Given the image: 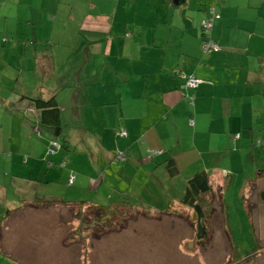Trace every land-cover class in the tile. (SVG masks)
Instances as JSON below:
<instances>
[{
    "label": "crops",
    "instance_id": "obj_1",
    "mask_svg": "<svg viewBox=\"0 0 264 264\" xmlns=\"http://www.w3.org/2000/svg\"><path fill=\"white\" fill-rule=\"evenodd\" d=\"M212 8L208 33L220 50L205 53L201 22ZM179 72L201 83L185 88ZM51 97L85 143L98 133L103 163L66 142L63 128L59 142L72 151L42 159L54 135L36 99ZM262 116L264 0H0V257L12 256L19 233L7 229L18 213L51 212L61 201L193 216L182 199L199 174L210 185L199 195L206 222L223 226L225 193L243 198L264 173L252 128Z\"/></svg>",
    "mask_w": 264,
    "mask_h": 264
},
{
    "label": "rangeland",
    "instance_id": "obj_2",
    "mask_svg": "<svg viewBox=\"0 0 264 264\" xmlns=\"http://www.w3.org/2000/svg\"><path fill=\"white\" fill-rule=\"evenodd\" d=\"M47 78L43 76L44 81ZM64 83L61 80V88ZM62 128L66 142L78 148L79 152H87L95 164L103 163V146L94 137L98 133H86L93 136L85 143V133H80L82 129L78 121L66 115ZM247 128L251 132L250 127ZM252 128L255 145L264 147V117H255ZM48 134L43 130L45 142ZM60 137L54 136L57 141L62 140ZM72 147H62L56 153H69ZM259 149L256 151L262 156ZM235 150L242 151L237 146ZM243 151L245 160L249 161L248 149ZM44 153L42 159L49 160L54 156ZM4 155L5 150L0 143V157ZM57 165L62 167L60 161ZM1 173L3 171H0V177ZM232 191L230 189L224 196L227 209L223 226L213 218L203 239L196 236L193 216L186 212L178 217L177 213H171L160 219L123 209L119 216L109 221L101 219L97 211L83 212L86 220L82 224L73 215L74 210L66 206L59 205L51 212L50 209L34 213L23 211L16 215L7 229L9 236L10 233H19L11 247L12 256L8 259L0 257V264H264V173L245 191H248V210L253 220L248 219L242 196L237 191L232 194ZM95 192L93 189L91 193ZM107 194L110 195V191ZM109 201L104 200L100 204L107 205ZM215 208L219 210L214 211L216 218L220 215L219 204H215Z\"/></svg>",
    "mask_w": 264,
    "mask_h": 264
},
{
    "label": "trees",
    "instance_id": "obj_3",
    "mask_svg": "<svg viewBox=\"0 0 264 264\" xmlns=\"http://www.w3.org/2000/svg\"><path fill=\"white\" fill-rule=\"evenodd\" d=\"M202 33H203V30H202ZM207 38L210 39L209 36ZM204 39L206 38L202 36V41H204ZM219 50L220 48L217 51ZM211 52H216V51H211ZM205 53H209V52H205ZM36 102H37L38 108L41 109L39 122L45 128H48L49 130H51L52 135L59 136L61 128H62L61 127L62 125L61 114H60L59 106L54 100V98L53 97L48 98V99L38 98L36 99ZM63 146H64V143H63ZM61 166H65V165H61ZM72 172H75V171H72ZM190 181H191V186L193 187H191V189L189 190L190 194L185 195L182 200L184 202L183 204L189 207L193 214L196 236L200 239H203L207 235V230L209 226L206 222V214L204 213L203 205L201 204L203 201H201L200 203L199 195L208 192L210 190V185L207 180V177L204 174L196 175L195 178H191ZM263 192H262V199L264 200ZM247 198L248 197L246 194L243 195V202L245 204L244 208L246 209L245 211H247L248 213L249 210H248ZM39 201H40L39 199H36V202H39ZM61 203L65 206H69L72 210H74L73 215L82 224L86 220L85 218L86 213H83V212L97 211L101 219L109 221L113 217L119 216L123 209L129 210L134 207V205H132L129 202H126V201L118 202L116 200L109 202L107 205L95 204L89 201H68L69 204L67 203V201L66 202L61 201ZM84 209H87V211ZM88 218L90 219L91 216L89 215Z\"/></svg>",
    "mask_w": 264,
    "mask_h": 264
},
{
    "label": "built area",
    "instance_id": "obj_4",
    "mask_svg": "<svg viewBox=\"0 0 264 264\" xmlns=\"http://www.w3.org/2000/svg\"><path fill=\"white\" fill-rule=\"evenodd\" d=\"M216 16H217V14L215 13L214 9L212 8L211 9V16L208 17L207 19H205L204 21H202V23H201L203 34H204V37L206 38V39H204V41L202 43V48L205 52L217 51L220 48L217 44H215L209 38H207L209 36L208 32L212 27L213 19ZM181 76L185 79L184 86H186V87H197L201 83V79L195 77L192 74H188V75L182 74ZM189 99L192 102V98L189 97ZM117 135L119 137L125 136L126 130L124 128H121L117 132ZM58 148H59V144L56 141H50L48 144V147H47V153L53 154ZM120 158H122V157H120ZM71 179H72V177H71Z\"/></svg>",
    "mask_w": 264,
    "mask_h": 264
},
{
    "label": "clouds",
    "instance_id": "obj_5",
    "mask_svg": "<svg viewBox=\"0 0 264 264\" xmlns=\"http://www.w3.org/2000/svg\"><path fill=\"white\" fill-rule=\"evenodd\" d=\"M207 19V18H206ZM204 21V20H203ZM202 23V22H201ZM201 29H202V26H201ZM6 40V37H4L3 38V41H5ZM202 43H203V41H202ZM176 72H178V70H176ZM180 76L182 75V74H184V73H181V72H179L178 73ZM187 75H188V73H187ZM193 75V74H192ZM182 77V76H181ZM196 77V76H195ZM184 84H185V79H184V83H183V87H185V88H187L186 86H184ZM193 88H195V87H193ZM189 98V97H188ZM118 136V135H117ZM119 137V136H118ZM55 139V138H54ZM51 140V141H56V140ZM50 142V141H49ZM58 144H59V148L56 150V151H58V150H60V148L63 146V143L61 144V143H59V141H56ZM261 143L262 142H260V141H258V144H260L261 145ZM49 144V143H48ZM263 145V144H262ZM47 147H48V145H47ZM56 151L53 153V154H49V153H47L46 152V154L47 155H54L55 153H56ZM49 165H50V163H49ZM60 165H65V161H61L60 162ZM74 178H75V175H73L72 176V179H70V181H71V183L74 181Z\"/></svg>",
    "mask_w": 264,
    "mask_h": 264
}]
</instances>
